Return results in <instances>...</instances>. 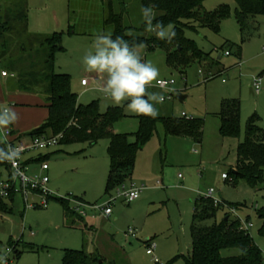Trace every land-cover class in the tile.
I'll use <instances>...</instances> for the list:
<instances>
[{
  "label": "rangeland",
  "instance_id": "374dc122",
  "mask_svg": "<svg viewBox=\"0 0 264 264\" xmlns=\"http://www.w3.org/2000/svg\"><path fill=\"white\" fill-rule=\"evenodd\" d=\"M27 1L29 32L61 35L55 71L70 77L71 90L79 97V104L88 106L97 102L101 114L112 108L120 109L123 117L116 121L113 131L129 136L130 143H135L142 114L127 109L123 103L115 104L103 94L100 87L104 76L86 71L83 63L85 55L94 51L98 34H113L114 27L105 21L110 15V5L115 15L122 13L121 0ZM127 2L133 26L140 27L143 19L139 1ZM223 6L229 7L230 14L221 21L218 32L199 26L196 31H185V37L201 52L211 53L213 59L222 54L220 68L225 71L221 76L210 78L219 69L210 60L194 58L188 68L180 69L176 59L169 56L171 49L153 52L146 47L141 49L143 59L160 72L158 80L147 88L150 93L165 96V101L155 106L156 116L181 119L185 115L187 119H202V142L167 136L164 125L158 123L154 136L138 153L127 183L144 187L140 199L131 204L118 200L108 219H91L92 214L88 213L85 223L89 228L77 218H68L59 200L68 201L72 209L76 207L75 201L102 205L115 196V190L109 195L106 193L111 168L109 141L102 140L95 146L84 142L61 143L42 151L44 156L50 155L48 189L55 198L48 201L47 208L27 210L24 215L20 211L0 214V255L13 257L8 256L6 249L21 243L20 251L15 249L20 256H14V264H63L66 250L96 251L105 264H156L155 258L162 264H186L184 258L191 252V227L197 200L206 199L213 189L219 199L238 207L242 222L248 220L253 225L250 234L264 256V239L259 232L261 221L257 215L264 208V180L252 186L244 179L235 180L231 174L237 168V148L245 140L249 120L256 115L257 125L264 129V16L251 18L242 28L237 21L234 0H206L202 10L212 13ZM125 18V23H129ZM70 29L75 34H70ZM233 45L241 47L240 60L236 47L230 56L225 55ZM215 49L220 51L217 53ZM261 75L263 81L256 93L255 81ZM84 79L90 81L89 86H82ZM159 80L175 81L174 97L157 88ZM181 96L185 97L183 101ZM235 99L241 103V135L239 139H226L220 134L218 114L224 100ZM40 100L47 102L46 98ZM37 104L38 115L46 116L47 109L41 102ZM2 174L6 179V174ZM223 174H229L228 181L223 180ZM233 181L235 184H231ZM19 201L23 203L21 197ZM224 217L225 211H219L217 219L207 224L220 222ZM231 219L235 218L231 216ZM130 229L137 233L136 239L126 237ZM145 242L155 244V251H149ZM24 245H31L34 250ZM240 254L238 249L222 252L224 257Z\"/></svg>",
  "mask_w": 264,
  "mask_h": 264
},
{
  "label": "trees",
  "instance_id": "16d2710c",
  "mask_svg": "<svg viewBox=\"0 0 264 264\" xmlns=\"http://www.w3.org/2000/svg\"><path fill=\"white\" fill-rule=\"evenodd\" d=\"M138 1L141 9L154 4L155 20L162 21L166 26L171 25L176 33L175 38L171 41L158 39L154 33L146 30L144 22L140 27L133 26L127 0H121L120 15H115L110 5V15L105 23L114 27L113 38L122 36L130 45L142 43L149 52L161 48L171 49L173 52L169 56L176 59L180 69L188 68L194 62V58H204L212 61L219 68L212 75L213 78L223 74L225 70L220 68V60L213 59L211 53L201 52L192 40L185 37V31H196L199 26L218 32L221 21L230 14L229 7L223 6L212 13H206L202 10L206 0ZM234 1L237 4V21L242 28L251 18L264 16V0ZM28 13L27 0H0V66L4 72L14 75L9 82V87L13 92L33 94L47 100L49 112L47 120L28 136L62 134L60 144L84 142L90 146H95L102 140H108V156L111 165L106 188L108 195L130 180L137 155L154 136L158 123L164 125L167 136L186 137L198 143L202 142L204 121L184 117L165 119L156 115H142L135 143H130L127 135L115 134L113 126L123 117L121 110L112 108L106 114H101L97 102L88 106L79 104V97L71 90L70 77L57 74L55 71V57L61 48V35L31 34ZM125 17L129 23H125ZM70 34H75L73 29H70ZM233 47L238 49L239 56L240 46L233 45L226 52L232 54ZM219 51L215 49V52ZM218 117L221 120V136L226 139H239L241 135L240 101L224 100ZM257 122L256 115L249 120L245 140L237 148V168L231 172L235 180L244 179L252 186L264 180V129L260 128ZM0 148L5 149L3 142L0 143ZM6 165V161H0V167ZM231 184H235V181ZM197 201L191 227V252L187 258H184L186 264H264L262 250L251 234L242 230L240 221L232 220L225 212V217L220 222L215 221L208 225V221L216 220L219 211L224 210L222 207H215L208 199L201 198ZM59 202L68 218L84 220L70 208L68 201L61 199ZM257 215L261 221L260 236L264 239V208L258 210ZM29 247L33 249L31 245ZM230 249H238L241 254L224 257L222 252ZM103 261L104 259L98 254H90L86 250H66L63 264H105Z\"/></svg>",
  "mask_w": 264,
  "mask_h": 264
},
{
  "label": "clouds",
  "instance_id": "9594fccd",
  "mask_svg": "<svg viewBox=\"0 0 264 264\" xmlns=\"http://www.w3.org/2000/svg\"><path fill=\"white\" fill-rule=\"evenodd\" d=\"M146 30L155 34L158 39L171 41L176 33L171 25L155 20L154 4L141 9ZM155 21V22H154ZM94 51L85 55V70L104 76L100 91L115 104L124 106L138 114L155 116L156 105L162 104L165 96L161 93L148 92L147 88L160 75L159 69L146 62L141 55L144 45L129 44L122 36L113 38L111 33L98 34L94 39ZM16 114L11 108L0 107V128L12 124ZM21 149L9 146L0 148V161L15 164ZM0 264H7V257L0 255Z\"/></svg>",
  "mask_w": 264,
  "mask_h": 264
},
{
  "label": "built area",
  "instance_id": "2783aa9c",
  "mask_svg": "<svg viewBox=\"0 0 264 264\" xmlns=\"http://www.w3.org/2000/svg\"><path fill=\"white\" fill-rule=\"evenodd\" d=\"M226 56H230V52L225 53ZM3 77H14L13 75H9L7 72H3ZM210 78L213 76L210 75ZM207 79L208 81L210 80ZM206 80V81H207ZM263 81V76H259L255 81L256 93L260 91V85ZM90 81L84 79L82 81V85L87 87L89 86ZM174 80H159L156 84L157 88L170 92V96L174 97L175 86ZM165 101V100H164ZM185 118V115H183ZM0 131L3 135V143L5 149L9 146L19 147L21 149V154L15 164L7 162V167L9 169V174L6 179L0 177V198L1 199H10L15 196H21L25 203L26 210L38 209V208H47L48 201L51 198H55L53 193L48 189L49 185V177L47 176V172L49 171V163L47 161H40L38 163L39 172L31 173L29 166L25 163L24 158L27 154L32 152H40L46 151L51 148L58 146L63 138V135L57 136H28V135H16L13 131L11 125L0 128ZM223 180L228 181L229 175L223 174ZM180 178L182 176L180 175ZM143 186L137 185H128L127 183L120 185L115 190V196L110 197L109 201L102 205H89L84 202L75 201L76 207L72 208V210L79 215L81 218L86 219L88 215L91 213L93 219H98L100 217L110 218L113 215V205L118 200L123 203L131 204L140 199L141 193L143 192ZM35 199H39V202H36ZM206 199L213 202L215 207H222L223 210L231 216L242 223V230L250 233L253 225L251 223H244L241 221L238 216V209L236 207L228 205L222 199H219L216 196V192L212 189L207 195ZM89 213V214H88ZM126 237H132L133 239L137 238V233L130 229L126 233ZM149 251H155V244H151L145 242ZM7 253H12L13 248H7ZM154 262L156 264H162L157 258H155Z\"/></svg>",
  "mask_w": 264,
  "mask_h": 264
},
{
  "label": "crops",
  "instance_id": "0c3cea01",
  "mask_svg": "<svg viewBox=\"0 0 264 264\" xmlns=\"http://www.w3.org/2000/svg\"><path fill=\"white\" fill-rule=\"evenodd\" d=\"M238 59L239 60L241 59V54L239 55ZM3 72H4V70L0 66V107L11 108L12 111L15 112L16 119L10 125H11V127H12V129L16 135H21V136L22 135H29L32 131H34V129L40 127L41 124L45 123V121L47 120L48 115H49L47 105L44 102H42L40 100V97H38L37 95L13 92L11 90V88L9 87L10 86L9 82L12 79V77L11 76L3 77V75H2ZM9 75H13V74L9 73ZM83 87H85V86H83ZM251 92L253 93V90H251ZM37 102H41L43 105L42 107L47 109L46 116L42 117L41 115H38L37 112L40 109H37V107H39V104H37ZM33 113L34 114L37 113V115H34ZM1 138H2V142H3L4 141L3 135L0 131V140H1ZM2 142L0 141V143H2ZM41 153H42V151L32 152V153H29L25 156L24 161L29 166L31 173H38L39 172L38 163L40 161L43 160V161L48 162V158L50 157V155L44 156ZM49 171H50V167H49ZM49 171L47 172V174L49 173ZM3 172L8 177L9 169H8L7 165L0 167V177L3 176V174H2ZM19 197H21V196H15V197H12L10 199H7V202H5V200L0 198V214L11 215V214H14L16 211H20L24 215L27 210L25 208L24 200L22 199L23 203H21L19 201ZM38 209H41V208H38ZM91 219H93V218L91 217ZM81 221H83L85 223L86 219L81 220ZM85 226H86V228H89L88 224H86V223H85ZM21 245H22L21 243L16 244V245L12 244V248L14 251L12 253H7V254H8V256L11 255L13 257H7L8 258L7 264H14V261H15L14 256H15V258L16 257L18 258L20 256V252L15 253L14 247H16L17 251H20L19 249L21 248ZM24 246H27V245H24ZM27 247H29V246H27ZM30 249H32V248L30 247ZM33 250H34V247H33L32 251ZM88 253L97 254V252L93 251V250L88 252Z\"/></svg>",
  "mask_w": 264,
  "mask_h": 264
},
{
  "label": "water",
  "instance_id": "95a60500",
  "mask_svg": "<svg viewBox=\"0 0 264 264\" xmlns=\"http://www.w3.org/2000/svg\"><path fill=\"white\" fill-rule=\"evenodd\" d=\"M222 58V54L220 53L217 60H220ZM185 99V97H180V101H183Z\"/></svg>",
  "mask_w": 264,
  "mask_h": 264
}]
</instances>
